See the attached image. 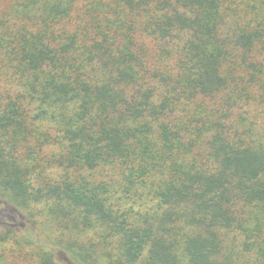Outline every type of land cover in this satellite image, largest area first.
<instances>
[{
    "label": "trees",
    "instance_id": "1",
    "mask_svg": "<svg viewBox=\"0 0 264 264\" xmlns=\"http://www.w3.org/2000/svg\"><path fill=\"white\" fill-rule=\"evenodd\" d=\"M0 194L37 264H264V0H0Z\"/></svg>",
    "mask_w": 264,
    "mask_h": 264
},
{
    "label": "rangeland",
    "instance_id": "2",
    "mask_svg": "<svg viewBox=\"0 0 264 264\" xmlns=\"http://www.w3.org/2000/svg\"><path fill=\"white\" fill-rule=\"evenodd\" d=\"M14 205L4 199L0 194V223L2 221L4 223H10L16 228V231L12 233L8 230V227L0 225V264H37L34 255L36 249L25 238L21 237L17 230L23 232L27 237L42 243H47L49 239L42 228L30 218L28 210H21ZM16 239L26 242L27 248L20 246V249L14 250L12 247L15 245ZM11 249L14 252L12 253L13 256L9 257L11 252L8 251ZM5 251L7 252L5 253ZM13 257H18V260L13 259ZM59 258L63 262L74 264L63 251H60Z\"/></svg>",
    "mask_w": 264,
    "mask_h": 264
}]
</instances>
